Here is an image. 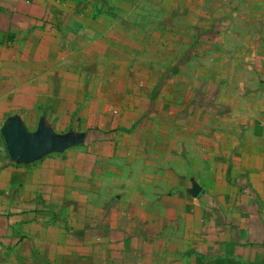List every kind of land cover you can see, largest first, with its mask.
Instances as JSON below:
<instances>
[{
    "label": "crops",
    "instance_id": "crops-1",
    "mask_svg": "<svg viewBox=\"0 0 264 264\" xmlns=\"http://www.w3.org/2000/svg\"><path fill=\"white\" fill-rule=\"evenodd\" d=\"M189 3L0 0V264H264V78L210 108L146 75Z\"/></svg>",
    "mask_w": 264,
    "mask_h": 264
},
{
    "label": "rangeland",
    "instance_id": "rangeland-1",
    "mask_svg": "<svg viewBox=\"0 0 264 264\" xmlns=\"http://www.w3.org/2000/svg\"><path fill=\"white\" fill-rule=\"evenodd\" d=\"M172 14L158 22L163 33L177 29L166 31L171 48H161L158 68L146 69L160 77L161 93L170 86L180 103L184 94H207L215 108L217 94L231 96L236 79L264 78V0H190Z\"/></svg>",
    "mask_w": 264,
    "mask_h": 264
},
{
    "label": "water",
    "instance_id": "water-1",
    "mask_svg": "<svg viewBox=\"0 0 264 264\" xmlns=\"http://www.w3.org/2000/svg\"><path fill=\"white\" fill-rule=\"evenodd\" d=\"M3 135L9 152L20 159L36 158L56 146L55 141L52 139L25 136L13 124L3 131Z\"/></svg>",
    "mask_w": 264,
    "mask_h": 264
}]
</instances>
